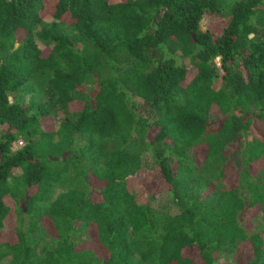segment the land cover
Returning <instances> with one entry per match:
<instances>
[{"label":"trees","instance_id":"obj_1","mask_svg":"<svg viewBox=\"0 0 264 264\" xmlns=\"http://www.w3.org/2000/svg\"><path fill=\"white\" fill-rule=\"evenodd\" d=\"M142 171L164 190L139 198ZM242 247L264 264V0H0V264Z\"/></svg>","mask_w":264,"mask_h":264},{"label":"rangeland","instance_id":"obj_2","mask_svg":"<svg viewBox=\"0 0 264 264\" xmlns=\"http://www.w3.org/2000/svg\"><path fill=\"white\" fill-rule=\"evenodd\" d=\"M49 18V16L46 17V19ZM202 29H207L210 28L212 30H218L220 29V27L224 24V21L219 19V18H208L205 17L204 19L201 20L200 22ZM216 61L219 63V59L217 58ZM49 123L51 124V126L53 127L54 123L52 121V119H49ZM23 145V141L22 140H17L13 143L12 145V149L16 150L18 148H20ZM195 152L198 156V158L202 157V154L204 152L203 147H197L195 148ZM16 171H19L17 169H15ZM157 180L158 177L155 175L154 172L151 171H142L140 174H138L137 176L133 177L130 179L129 181V185L134 188L135 192L138 194L139 198L141 199H145L147 196V193H157V192H161L164 189L162 187H156L157 186ZM233 174L230 175L229 178V182L232 183L233 182ZM59 189L56 188V191H58ZM157 201L155 203H153V205L156 207L157 205H162V208H164V210H169L171 212H174L176 209L173 205H170L168 201V195L167 194H158L156 195ZM144 201V200H143ZM254 212L252 214V217L254 216ZM261 217L258 216L256 217L252 222L254 223V225H260L261 222ZM11 222H7L8 226H11ZM247 223V222H246ZM75 239L80 241H89L88 245H93V240H94V234L93 232L89 233L86 232L85 230L83 231L79 226L77 227V229L75 230ZM249 257V251L247 250V248L242 247L237 249L234 253L229 254L227 257H223L220 258L218 261V264H243L244 262L247 261Z\"/></svg>","mask_w":264,"mask_h":264}]
</instances>
